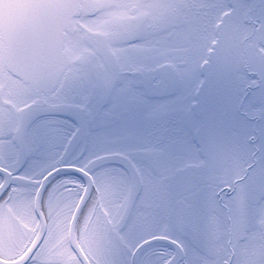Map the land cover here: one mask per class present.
<instances>
[{
	"label": "snow or ice",
	"instance_id": "1",
	"mask_svg": "<svg viewBox=\"0 0 264 264\" xmlns=\"http://www.w3.org/2000/svg\"><path fill=\"white\" fill-rule=\"evenodd\" d=\"M0 264H264V0H0Z\"/></svg>",
	"mask_w": 264,
	"mask_h": 264
}]
</instances>
